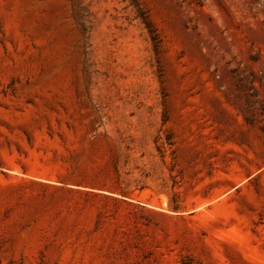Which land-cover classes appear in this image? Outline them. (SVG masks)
Wrapping results in <instances>:
<instances>
[{
  "label": "rangeland",
  "instance_id": "obj_1",
  "mask_svg": "<svg viewBox=\"0 0 264 264\" xmlns=\"http://www.w3.org/2000/svg\"><path fill=\"white\" fill-rule=\"evenodd\" d=\"M98 115L132 203L54 176ZM0 264H264V0H0Z\"/></svg>",
  "mask_w": 264,
  "mask_h": 264
},
{
  "label": "trees",
  "instance_id": "obj_2",
  "mask_svg": "<svg viewBox=\"0 0 264 264\" xmlns=\"http://www.w3.org/2000/svg\"><path fill=\"white\" fill-rule=\"evenodd\" d=\"M104 115L80 132L76 139L63 138L61 151H55L54 176L65 184H73L83 193H94L104 199L132 203L130 198L148 188L149 173L138 175L130 163L133 147L121 132L112 136ZM72 128V127H70Z\"/></svg>",
  "mask_w": 264,
  "mask_h": 264
}]
</instances>
